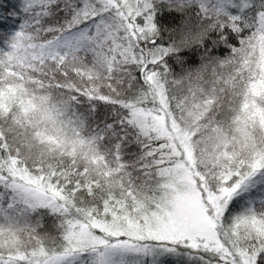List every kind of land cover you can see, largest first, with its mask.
I'll use <instances>...</instances> for the list:
<instances>
[{"label":"snow or ice","instance_id":"1","mask_svg":"<svg viewBox=\"0 0 264 264\" xmlns=\"http://www.w3.org/2000/svg\"><path fill=\"white\" fill-rule=\"evenodd\" d=\"M0 264H264V0H0Z\"/></svg>","mask_w":264,"mask_h":264}]
</instances>
